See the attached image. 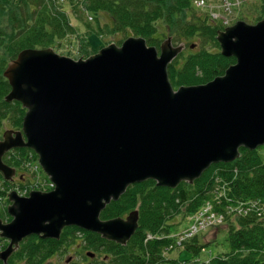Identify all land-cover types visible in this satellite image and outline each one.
<instances>
[{
  "label": "water",
  "instance_id": "obj_1",
  "mask_svg": "<svg viewBox=\"0 0 264 264\" xmlns=\"http://www.w3.org/2000/svg\"><path fill=\"white\" fill-rule=\"evenodd\" d=\"M216 40L235 63L206 84L177 90L167 67L185 47L171 38L159 51L131 37L86 59L48 48L21 51L10 62L5 102L26 113L21 129L0 140V174L12 181L16 170L3 157L27 148L54 189L8 194L3 264L26 237L58 240L72 226L125 246L138 211L110 220L100 213L128 187L147 180L168 189L190 185L212 164L236 160L240 148L264 146V20L237 22Z\"/></svg>",
  "mask_w": 264,
  "mask_h": 264
},
{
  "label": "trees",
  "instance_id": "obj_2",
  "mask_svg": "<svg viewBox=\"0 0 264 264\" xmlns=\"http://www.w3.org/2000/svg\"><path fill=\"white\" fill-rule=\"evenodd\" d=\"M54 1L0 0V131L6 125L20 130L26 113L20 103L5 102L11 90L3 77L8 62L27 49L52 48L58 53L61 43L71 42V37L77 32L64 13L47 5L49 2L53 6ZM82 3L83 12L93 15L95 20L105 14L112 21L110 27H101L94 20L87 23L84 13L74 10L77 21L86 29L79 44L82 58L107 45L103 42L94 47L89 42L91 37L104 33L126 34L124 39L130 36L143 38L148 46L157 49L162 42L161 37L166 36L180 41L197 38L200 42H212L219 48L216 35L223 28L198 18L192 8V0H83ZM261 3L262 16L255 23L264 20V0ZM161 29L166 34L161 33ZM67 53L73 58L74 55ZM180 57L167 67L174 89L205 84L223 75L235 63L232 57L226 58L220 52L208 50L190 52L184 62H180ZM261 150L262 147L252 151L240 148L238 159L228 164L211 165L192 185L182 182L175 189H168L156 187L154 181L148 180L128 187L117 201L111 202L100 213L102 220H109L138 210V228L125 246L72 226L63 229L58 241L43 240L34 235L25 238L12 254L9 264H43L64 251V246H72L77 234L82 237L85 250L96 257V261L88 257L87 264H264V154ZM28 157L37 161L36 154L30 149L13 150L4 156L3 161L19 174L21 160ZM0 183L4 187L11 184L4 181L1 174ZM220 185L225 196L234 203L223 197L217 200L218 192L214 194V190ZM0 198V206L5 207L8 203L6 193ZM205 205L223 216L222 224L216 228L223 237L212 243L217 251L215 255L209 253V258L202 254L204 250L208 251L209 246L199 240L203 235L188 236L179 242L167 238L178 233V224L171 223L174 215L182 212V217L186 218ZM175 251L178 253L175 258L166 256ZM182 253L188 258H183Z\"/></svg>",
  "mask_w": 264,
  "mask_h": 264
},
{
  "label": "rangeland",
  "instance_id": "obj_3",
  "mask_svg": "<svg viewBox=\"0 0 264 264\" xmlns=\"http://www.w3.org/2000/svg\"><path fill=\"white\" fill-rule=\"evenodd\" d=\"M201 1H203V3ZM82 2H83V0H62V1L58 0V1L52 2L53 6L50 5L49 2L47 3V5L50 6L52 9L56 8V10H57L56 12L64 13L65 17L69 21L70 26L77 30V32H75L76 34L71 37L72 41L71 42L63 41L61 43L62 48H61V50L59 49L60 52L58 51V54L62 55V56H67V54H68L67 52L71 53V55H74L72 59H75V60L86 59V58H82V56H80L81 55V49H79V44L84 39L86 29H85V26H83L81 23H79L77 21L74 10L78 11V12L80 10V13L86 14V15L83 14V16H84V18L86 17L87 23H89V21L94 20V21H98L101 24V27H104V26L110 27L112 25L111 19L105 14L98 16L97 20H95L93 15H88L86 12H83L84 8L81 6ZM261 6H262L261 0H192V8L194 9V12L198 18L204 19L208 23H211V21H212L211 24L216 25V26H221L222 28L231 27L237 22H244L248 25H255L256 20L262 16ZM75 8H77V9H75ZM4 25H6V23H4ZM91 25L93 26L94 24H91ZM103 29H105V28H103ZM220 31H223V29ZM161 33H165L163 29H161ZM104 34L105 35H98L96 37H91L89 39V42L94 47L99 46L103 42L106 43L107 45L114 43L115 45L118 44L117 46H120L119 43L123 42L124 40L127 39V38L124 39L126 34H122V33H118V34H106V33H104ZM127 35L129 36V34H127ZM131 37H133V36H130L128 38H131ZM167 38H171V42H172V45L174 47H178L179 45H184L185 49L177 56V58L179 56H181L180 62H184L186 60V57L190 54V52L197 53L200 50H208V51H211L213 53L220 52V54H221L220 47L217 49L212 42H207V43L200 42V41H198L197 38L192 39L190 41H188V40L187 41L186 40L180 41L177 38H176V40L175 39L172 40L171 36H166V37H161V39H162L161 44ZM50 49H52V48H50ZM34 50H44V49H34ZM19 53L17 54V56L19 55ZM17 56H16V58H17ZM67 57H69V56H67ZM75 57H78V58L76 59ZM16 58H14L13 60H15ZM13 60H10L7 64V66ZM7 66H6V68H7ZM221 76H223V75H221ZM198 85H203V84H198ZM193 86H196V85H193ZM184 87H187V86H184ZM174 90H176V89H174ZM7 130L16 131V129H11L7 125L4 126L0 131V140H2L3 134ZM261 152H262V154H264V146L262 147ZM16 158H18V156H16ZM33 160L34 159L33 158L31 159V157H28V159L21 160L22 169H21L18 177L15 178L16 184H10V187H8V186L4 187L0 183V195L1 196H4L5 193L6 194L9 193V190H11V189H13L17 192H19V191H21V189H23V191H21L22 194H20V195H24L26 197H28V193H30L32 191L50 192L53 190V185L48 182V177L38 167L37 161L36 160L33 161ZM226 164H228V163H226ZM212 165H215V164H212ZM222 187L223 186L220 185V186H218V188H215V190H214V194L216 192H218L217 193L218 197H221L223 194H225L224 190H222ZM0 200H1V198H0ZM8 204H9V202L8 203L6 202V206ZM138 207H139V204L137 206V209H138ZM0 208H1V216H3L5 207L0 206ZM183 210H184V207L181 209V211H183ZM205 210H206V208L202 207L201 209L194 212L192 214V216L190 215L186 218L182 217V215H183L182 212L179 215H174L175 217L172 218L171 223L178 224V227L176 228L178 233H176V232L172 233L167 238L173 239V241L175 240L174 242H179L182 239H187V236L185 234H188V231L192 230V228L195 225L198 226V224H199L198 220L201 217V214ZM210 210H208V211H210ZM134 211H138V210H134ZM129 213H131V212H129ZM129 213L124 217H117V218H125L129 215ZM199 229H200V227L198 226V230ZM202 232L204 233V235L201 236L199 240L203 244L209 245L207 247L208 251H204L202 254L207 255L208 253H213V255H215L217 248L212 243H214L217 238L221 239L223 236L218 234L219 229H207L206 231H204V229H203ZM148 239H152V236H148ZM1 245L4 248L6 247V244H1ZM65 248H67V251ZM88 252H90V251L85 250L83 242H82V237L80 236V234H77V237L75 238V242L73 243L72 246H70V247L64 246V251H61L60 253L55 254V256H53L50 260H46L43 264H87L86 260L88 257L86 254ZM177 255H178V253L175 251L173 253H170L169 256H168V254L166 256L168 258H173V257L175 258ZM182 257L188 258V256H185V253H182ZM208 258H209V256H208ZM92 259H94L96 261V257H93ZM9 260H8V262H9ZM19 264H23V262H21Z\"/></svg>",
  "mask_w": 264,
  "mask_h": 264
},
{
  "label": "built area",
  "instance_id": "obj_4",
  "mask_svg": "<svg viewBox=\"0 0 264 264\" xmlns=\"http://www.w3.org/2000/svg\"><path fill=\"white\" fill-rule=\"evenodd\" d=\"M62 1V0H61ZM203 3V1H201ZM217 221H220V219H216V217L214 215H210V216H204V214H201V217L199 218L198 222V226L200 227V229H204L205 227L217 222ZM198 226L195 225L193 228H192V232L193 231H197L198 230ZM199 229V230H200Z\"/></svg>",
  "mask_w": 264,
  "mask_h": 264
},
{
  "label": "flooded vegetation",
  "instance_id": "obj_5",
  "mask_svg": "<svg viewBox=\"0 0 264 264\" xmlns=\"http://www.w3.org/2000/svg\"><path fill=\"white\" fill-rule=\"evenodd\" d=\"M22 241H23V240H22ZM7 264H9V262H8Z\"/></svg>",
  "mask_w": 264,
  "mask_h": 264
}]
</instances>
